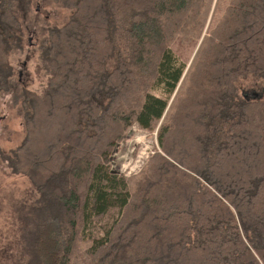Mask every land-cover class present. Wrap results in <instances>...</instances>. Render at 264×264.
Instances as JSON below:
<instances>
[{
	"label": "trees",
	"instance_id": "16d2710c",
	"mask_svg": "<svg viewBox=\"0 0 264 264\" xmlns=\"http://www.w3.org/2000/svg\"><path fill=\"white\" fill-rule=\"evenodd\" d=\"M56 0L24 139L2 163L28 181L0 264H264V0ZM32 0H0V92ZM22 11V12H21ZM137 124L139 174L111 169ZM158 125V126H157Z\"/></svg>",
	"mask_w": 264,
	"mask_h": 264
},
{
	"label": "rangeland",
	"instance_id": "374dc122",
	"mask_svg": "<svg viewBox=\"0 0 264 264\" xmlns=\"http://www.w3.org/2000/svg\"><path fill=\"white\" fill-rule=\"evenodd\" d=\"M216 5V0L213 1ZM38 10V11H37ZM22 12V11H21ZM72 12L61 8L56 0H32L27 5L28 23L23 29L22 51L13 49L7 56L13 69L7 88L0 92V151L8 153L20 146L24 139L22 95L24 90L39 92L46 80L38 69L39 46L48 29L67 23ZM31 38L30 45L28 39ZM26 62L25 66L23 63ZM240 89L250 98L264 93L263 82L249 79L239 84ZM158 126V125H157ZM156 130L144 131L137 124L112 155L111 169L125 177H132L142 170L148 159L156 152ZM28 181L23 176H14L2 163L0 157V251L13 249L17 226L11 216V207L23 199L28 190ZM15 246V245H14ZM3 257L0 258V263Z\"/></svg>",
	"mask_w": 264,
	"mask_h": 264
},
{
	"label": "flooded vegetation",
	"instance_id": "af4514ba",
	"mask_svg": "<svg viewBox=\"0 0 264 264\" xmlns=\"http://www.w3.org/2000/svg\"><path fill=\"white\" fill-rule=\"evenodd\" d=\"M30 41H31V38L28 39L29 45H30ZM25 64H26V62L23 63V66H25Z\"/></svg>",
	"mask_w": 264,
	"mask_h": 264
},
{
	"label": "water",
	"instance_id": "95a60500",
	"mask_svg": "<svg viewBox=\"0 0 264 264\" xmlns=\"http://www.w3.org/2000/svg\"><path fill=\"white\" fill-rule=\"evenodd\" d=\"M259 97H260V98H262V97H263V95H260ZM259 97H258V98H259Z\"/></svg>",
	"mask_w": 264,
	"mask_h": 264
}]
</instances>
